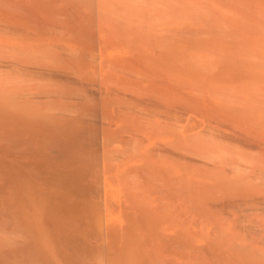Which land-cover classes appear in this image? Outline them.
Listing matches in <instances>:
<instances>
[{"label": "bare ground", "instance_id": "6f19581e", "mask_svg": "<svg viewBox=\"0 0 264 264\" xmlns=\"http://www.w3.org/2000/svg\"><path fill=\"white\" fill-rule=\"evenodd\" d=\"M197 1L105 16L109 1L0 0V264H264L233 231L249 220L264 241V88L228 83L206 42L189 53Z\"/></svg>", "mask_w": 264, "mask_h": 264}, {"label": "rangeland", "instance_id": "374dc122", "mask_svg": "<svg viewBox=\"0 0 264 264\" xmlns=\"http://www.w3.org/2000/svg\"><path fill=\"white\" fill-rule=\"evenodd\" d=\"M101 2L103 1L105 4L108 2V4H104L105 5V9H104V11L106 12L105 13V16H107L108 15V13L107 12H109L110 14H111V12L114 14L115 12H114V9L115 8H117V10H118V12H119V8L120 9H122V8H124L123 10H127L128 11V13H126V12H124V11H121L120 10V12H121V14L123 13L124 15H126L127 16V14H129V11L131 10V12H130V14L131 15H129V16H132V14H134L135 16L137 15V16H144L145 14H147L146 12H149V14L148 15H146V16H149L150 14H153V15H151V16H157V14L158 13H160L158 16H161V11H163V9H164V7H165V3H164V1L163 0H151V1H149L148 0V2L150 3V6H149V4H147L146 2H147V0L145 1V0H143L142 2H141V0H139L140 2H141V6H142V4L143 3H145V4H143V8H140V5H135L136 4V2H137V4L139 3L140 4V2L137 0H125L128 4H129V6L131 7L132 5V7L130 8H128L127 6H128V4L126 5V2L124 1V0H116L117 1V3H116V1L115 0H100ZM110 1H115L114 2V4H112ZM121 2V5L123 6V7H121V5H120V2ZM155 1V3H156V5L153 3V2ZM158 1H160V2H158ZM190 1H192V0H190ZM194 1V0H193ZM199 1V0H198ZM197 1V2H198ZM125 2V3H124ZM135 3V4H133V3ZM201 2H203L204 4H205V6H204V4L203 3H201ZM238 0L235 2V1H231V0H200V2H198V3H194V2H191L190 3V5L192 4V7L189 5V3H188V5H189V7L191 8H189L188 10L189 11H191V13H193V14H188V13H190L188 10V15L187 16H189V19H193L191 22L192 23H194V24H192V23H189L188 24V33H187V35H189V33H190V35L192 36V37H189L188 38V44H189V53H191L192 51H194V50H192L193 48L195 49V48H199L200 49V47L201 48H203V50L204 49H206V48H204V46H206L204 43L206 42V44H207V49H209V52H210V54L211 55H213L214 57H212V58H214L215 60H217V61H221L222 63L223 62H225V63H223V64H221V65H223L225 68L227 67V68H231L233 71H232V75L231 76H229V77H226V81H228V83H230V84H233V82L234 81H238V82H240V80L241 81H245V80H252L251 82L254 84L255 82H259V84L260 83H262L263 84V81H264V71H263V69H259L258 68V66H259V64H256V62H254L256 59H257V57H258V61L260 60V58L259 57H261L260 55L258 56V55H254V54H256V53H253L254 51H251L250 49H252V47H250L249 48V46L248 45H246V43H247V39H245V37L244 36H247L246 35V33H247V31H248V28H247V25H246V22H248V21H246L245 20V18L246 17H248V19H249V17L251 16L250 15V13H255V12H258L259 10H258V7H257V3L255 2L254 3V1H252V0H250V3L251 4H247V2L248 1H246V4H244V5H239L238 3ZM239 2H240V0H239ZM241 2H244L245 3V1H241ZM240 2V3H241ZM253 2V3H252ZM116 3V4H115ZM125 5H124V4ZM151 3H152V5H154V7H152L151 6ZM200 3V4H199ZM112 4V5H111ZM131 4V5H130ZM148 5V7H147V5ZM194 4V5H193ZM236 4V5H235ZM254 4V5H253ZM117 5V6H116ZM120 5V6H119ZM144 5H146V6H144ZM198 5H199V7H200V5H201V7L199 8L198 7ZM241 6V7H239V6ZM249 5V6H248ZM251 5H253L252 6V8L250 7ZM256 5V6H255ZM157 6V8L160 6V8L162 7L163 9H160V8H155ZM164 6V7H163ZM102 7V6H101ZM107 7V8H106ZM108 7H109V9H108ZM114 7V8H113ZM126 7V8H125ZM134 7H138V8H140V9H138L137 11L135 10L136 8H134ZM148 9V8H150V9H146V8ZM245 7V8H244ZM254 7V8H253ZM257 7V9H255ZM103 8V7H102ZM128 8V9H127ZM145 8V9H144ZM153 8H155V9H152ZM195 8H197V11H196V9ZM248 8V9H247ZM204 9V10H203ZM239 9H241L240 11H238ZM243 9H244V11H243ZM249 9H253V10H255V11H253V10H249ZM110 10V11H109ZM116 10V9H115ZM116 10V11H117ZM145 11V13H144V11ZM149 10H151V11H149ZM156 10H159V12L158 11H156ZM161 10V11H160ZM196 11V13H194L195 11ZM133 11H134V13H133ZM194 11V12H193ZM202 11V12H201ZM118 12H116V13H118ZM119 12V13H120ZM152 12V13H151ZM243 12H245V13H243ZM247 12V13H246ZM249 12V13H248ZM155 13V14H154ZM201 13V14H200ZM205 13V14H204ZM107 14V15H106ZM109 14V15H110ZM113 14H111L112 16H114ZM139 14V15H138ZM142 14H144V15H142ZM195 14V15H194ZM199 14V15H198ZM205 16H203V15ZM249 14V15H248ZM118 15H120V14H118ZM133 15V16H134ZM248 15V16H247ZM122 16V15H121ZM202 16V17H201ZM243 16H246V17H243ZM196 17V18H195ZM199 17V18H198ZM229 17V18H228ZM231 17H233V19H236L237 21H239V26H238V22L235 20V22H234V20L232 21V18ZM237 17V18H236ZM243 17V18H242ZM254 17L255 18H253V16H251L250 18H253V19H256V17L257 16H255L254 15ZM258 18V17H257ZM188 19V20H189ZM198 19V20H197ZM201 19V20H200ZM228 19H230L231 20V22H230V20H228ZM240 19V20H239ZM242 19V20H241ZM243 19H244V22H243ZM241 21V22H240ZM251 21V20H250ZM189 22H190V20H189ZM234 22V23H233ZM254 22H255V20H254ZM253 22V23H254ZM205 23V24H204ZM244 23V24H243ZM249 23V22H248ZM247 23V24H248ZM252 22H251V24H253ZM241 24V25H240ZM191 25H193V26H191ZM197 25V26H196ZM244 25V26H243ZM249 25L250 24H248V27H249ZM199 26V27H198ZM251 27H252V25H250ZM238 27V28H237ZM251 27H249L250 29H253V27L251 28ZM256 27H258L259 29L262 27V29L261 30H258V32L259 33H264V26H256ZM256 27H255V25H254V28L256 29ZM244 28H247V30L246 29H244ZM201 29V30H200ZM245 30H246V32H245ZM256 31V30H255ZM205 32V33H204ZM194 34V35H193ZM204 34V35H203ZM199 35V39H198V36ZM240 35H241V37H240ZM215 36V37H214ZM220 36V38H218V37ZM244 37V38H243ZM195 38V39H194ZM196 39H198V40H196ZM210 39H212L213 41L211 42V41H208V40H210ZM239 39V40H238ZM246 40V43H245V40ZM203 40V41H202ZM241 40V41H240ZM197 42V44H196V42ZM200 42V43H199ZM202 42H204L203 44H204V46L203 45H201L202 44ZM209 42V43H208ZM243 42V43H242ZM192 43H194L195 45H193ZM210 44V45H209ZM224 44L226 45V47L224 46ZM242 44V45H241ZM200 45V46H199ZM212 45V46H211ZM247 46V48H245L246 46ZM196 46V47H195ZM210 46H211V48L214 46V47H216V46H218V47H216V48H222L220 51L218 50H216V48H214V54H212L211 52H213L212 51V49L210 48ZM223 47H225V48H223ZM254 47V46H253ZM197 48V49H198ZM246 50H245V49ZM223 49L224 50H226V51H223ZM190 50H192V51H190ZM196 50V49H195ZM202 50V49H201ZM200 50V51H201ZM227 50L228 51H230L231 50V52H230V54H229V52H227ZM199 51V52H200ZM205 51V50H204ZM203 51V52H204ZM208 51V50H207ZM243 51H249L248 53L250 54V55H245L244 53H246V52H244L243 53ZM199 52H197V50L195 51V53H196V55H200L201 54V52L199 53ZM202 52V54H208L207 52H205V53H203ZM217 52V53H216ZM192 53H194V52H192ZM253 53V54H252ZM216 54V55H215ZM239 54V55H238ZM242 54V55H241ZM244 55V56H243ZM251 55H253L254 56V58H256V59H252L251 58ZM190 56H192L191 54H190ZM218 56V57H217ZM252 56V57H253ZM257 56V57H256ZM229 59H228V58ZM245 57L247 58V57H249L250 59H248L247 58V60H245ZM228 59L227 61H226V59ZM201 60H203V59H201ZM252 60V61H251ZM200 61V60H199ZM263 61V60H262ZM192 63L190 64V66L193 68V69H195V70H198V71H200L201 73L203 72L201 69L203 68V66H204V64L206 65V63H204L203 62V64L201 63V61H200V63L199 64H195V62L194 61H191ZM220 62V63H221ZM258 63V62H257ZM202 66H201V65ZM225 64V65H224ZM193 65H194V67H193ZM196 65V66H195ZM200 65V66H199ZM201 67V69H199ZM205 67V66H204ZM222 67V66H221ZM260 67V66H259ZM207 67H205V69H206ZM205 69L203 68V70L205 71ZM259 70H261L260 72H259ZM208 71H209V69H207V73H205V74H201L204 78H206L207 77V75H208ZM261 73H263V74H261V75H263L262 77H263V79H262V77L260 76V74ZM257 75V76H256ZM258 77H259V80H257L258 79ZM254 78H256V79H254ZM262 79V82L260 81ZM223 80H225L224 78H223ZM241 83V82H240ZM240 83H238V84H240ZM259 84H257V85H259ZM261 84V87L260 88H262L261 90H263V86L264 85H262ZM235 85H237V84H235ZM260 86V85H259ZM236 87H238V88H241V87H245V84L244 83H241L239 86H236ZM260 88H258V91H257V93H259V90H260ZM260 92H262V91H260ZM263 94H264V90H263V92H262ZM263 94H261L262 96H263ZM259 95V97H261L260 96V93L258 94ZM264 97V96H263ZM261 100H264L263 98H261ZM253 153H255L254 151H253ZM252 157V156H251ZM213 158V157H212ZM212 158H211V161H212ZM253 158V157H252ZM258 212L257 211H254L253 213H252V215H251V218L253 219V218H256V217H258V214H257ZM223 216H224V214H223ZM224 217H226V216H224ZM244 220V221H243ZM226 222V221H225ZM228 222H226L225 224H224V227L222 226V225H220V226H222V227H219V225L217 226V225H214L215 226V230H216V228L218 227V230H216L214 233L215 234H212V233H210V235L215 239V241H214V239L212 240L213 242L211 243V238H210V241H209V238H208V240L206 239V238H202V239H205V241H207V242H204V245H205V243H207L205 246L207 247V248H212L211 246H213V245H209V247H208V244L209 243H211V244H213L214 242H215V245H216V248H212V249H222L223 250V252L224 251H228V250H230V248H231V245H230V238L228 237V236H230V235H227L226 236V227H225V225L227 224ZM238 224H239V226H240V228L238 229H234V226H233V231H235L237 234H238V237L235 239V246H237V248H241V247H243L244 246V248H245V250L247 249L250 253H251V249H253V248H256V247H258V244H259V246L261 247L262 246V248L264 247V241L260 238V235L259 234H256L255 233V235H258V236H255L254 235V233L250 230V228H248L247 229V226L249 225V224H251V222L249 221V220H245V219H241V221H239L238 222ZM213 226V227H214ZM212 227V229L214 230V228ZM244 227V228H243ZM212 229L210 230V232H212ZM222 229H223V231H222ZM247 229V230H246ZM217 231H219L220 232V234L217 232ZM216 232L221 236V240H219L220 239V236L218 235V234H216ZM223 232V233H222ZM222 233V234H221ZM245 233L247 234V236L245 235ZM228 234V233H227ZM214 235H217V236H214ZM217 237V238H216ZM223 237H228L227 239L226 238H224L223 239ZM258 238H259V240H258ZM216 239H218L217 240V242L218 243H216ZM227 241H226V240ZM260 240H261V242H260ZM223 241H224V243H223ZM241 241V242H240ZM254 241V242H253ZM256 241H258V242H256ZM229 242V243H228ZM243 245H242V244ZM244 243H245V245H244ZM248 243V244H247ZM250 243H252V245H250ZM219 245V248H218V245ZM226 244V245H225ZM214 245V246H215ZM256 245V246H255ZM213 246V247H214ZM226 248V250H224ZM227 248H229L228 250H227ZM259 248V247H258ZM264 249V248H263ZM257 255H259L258 253L256 254V253H251V255H250V259H249V261H253V259H254V257L255 256H257ZM250 264H252L251 262H250Z\"/></svg>", "mask_w": 264, "mask_h": 264}]
</instances>
